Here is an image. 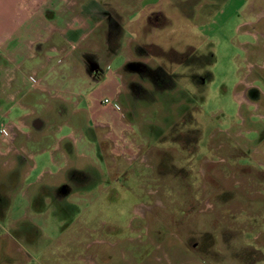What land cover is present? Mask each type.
<instances>
[{
    "label": "rangeland",
    "instance_id": "374dc122",
    "mask_svg": "<svg viewBox=\"0 0 264 264\" xmlns=\"http://www.w3.org/2000/svg\"><path fill=\"white\" fill-rule=\"evenodd\" d=\"M75 1L73 81L0 132V264H264V0Z\"/></svg>",
    "mask_w": 264,
    "mask_h": 264
},
{
    "label": "crops",
    "instance_id": "0c3cea01",
    "mask_svg": "<svg viewBox=\"0 0 264 264\" xmlns=\"http://www.w3.org/2000/svg\"><path fill=\"white\" fill-rule=\"evenodd\" d=\"M81 12L75 0H0V125L9 123L8 130L14 126L24 134L23 124L31 112L27 108L33 105L30 92L47 93V89L34 84L58 82L60 88H65V81L69 84L73 81L70 76L67 77L70 81L63 78L64 66L57 68L56 74H53V66L64 59L68 61L66 48L73 41L72 37L87 30L85 18L88 15L84 9ZM57 58L62 59L61 62ZM112 74L118 76L116 72ZM83 75L86 82L91 81L85 73ZM118 89L119 86L114 91L115 99ZM13 113L17 116L11 118ZM92 123L111 134L107 123L98 119H93ZM5 153L0 150V163L8 162Z\"/></svg>",
    "mask_w": 264,
    "mask_h": 264
},
{
    "label": "flooded vegetation",
    "instance_id": "af4514ba",
    "mask_svg": "<svg viewBox=\"0 0 264 264\" xmlns=\"http://www.w3.org/2000/svg\"><path fill=\"white\" fill-rule=\"evenodd\" d=\"M30 125H31V127H34V128H37V126H38V120L37 119H34V121L32 120L31 122H30ZM8 126H10V124L9 123H2L1 125H0V132H1V137L2 136H5L6 138H7V140H10L11 141V147H13V145H12V142L13 141H15V140H12L11 139V137H9L10 136V134L9 135H6L5 134V130L8 128ZM13 129V130H12ZM12 129H10L9 131H18L19 132V129L17 128V127H14V126H12ZM16 135V134H15ZM14 139V138H13ZM5 142V141H4ZM9 142V141H8ZM14 149V147L11 149H8L7 150V153H9V151H12ZM6 151V150H5ZM15 151H16V154H20V152L22 153V150L20 149L19 151H17V149L15 148ZM7 153H5V154H7ZM27 159H30L31 160V158H27ZM26 159V160H27ZM29 161V160H28ZM7 164V162L4 164V166ZM0 201H1V199H0Z\"/></svg>",
    "mask_w": 264,
    "mask_h": 264
},
{
    "label": "built area",
    "instance_id": "2783aa9c",
    "mask_svg": "<svg viewBox=\"0 0 264 264\" xmlns=\"http://www.w3.org/2000/svg\"><path fill=\"white\" fill-rule=\"evenodd\" d=\"M104 104H106V101H103ZM111 110L112 111H119L118 107L116 106V104H114L113 106H111ZM8 129H6L5 131H7ZM9 131V130H8ZM6 134V133H5ZM109 135V133L107 134Z\"/></svg>",
    "mask_w": 264,
    "mask_h": 264
}]
</instances>
